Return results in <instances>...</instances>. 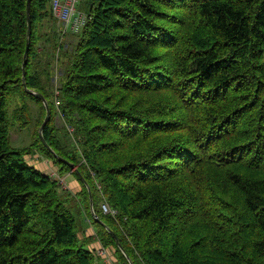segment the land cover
Here are the masks:
<instances>
[{
	"label": "trees",
	"instance_id": "trees-1",
	"mask_svg": "<svg viewBox=\"0 0 264 264\" xmlns=\"http://www.w3.org/2000/svg\"><path fill=\"white\" fill-rule=\"evenodd\" d=\"M49 1L31 0L23 69L27 0H0V264H102L85 213L113 264L105 227L132 264H264V0H96L54 92Z\"/></svg>",
	"mask_w": 264,
	"mask_h": 264
},
{
	"label": "rangeland",
	"instance_id": "rangeland-1",
	"mask_svg": "<svg viewBox=\"0 0 264 264\" xmlns=\"http://www.w3.org/2000/svg\"><path fill=\"white\" fill-rule=\"evenodd\" d=\"M95 1L96 0H79V2L77 4L78 5L77 8H79V11L82 14L86 15L90 11V8H91L92 4ZM52 18L54 19V17H52ZM44 28L45 27H43V30L46 31V28L45 29ZM51 33H52V31L50 32V34ZM57 39L60 40L59 48L56 50L57 51L56 52V58H54V56H53V59H52V62H51V66H52V69H53V76H52V79H51V82H50V86H49V87H51V85H52V88H53L52 91L53 92L58 89L57 80H58V77L61 76V74L63 73V70H64L63 69L64 67H62V69H61V67H59V64L57 63L59 61L58 60V53H59V57L60 56L63 57L65 54H70L69 52L73 51V46H74V43H75V40H74L75 38L72 36V34H69V33L63 34V32H61V31L58 32ZM41 44H42V47H45L47 50H49V45L47 43H41ZM60 64H62V66L65 65L66 64V58H61L60 59ZM11 109H12V107L9 106V108H8L9 116H10V113H11ZM10 119L11 118H9V121L11 122ZM55 125H56V128L58 129V134L61 135L60 136L61 139L64 140L65 142L69 143L71 138H70V135H66L64 133V131H62V129H61V128H64V122H63V120H62V118L60 116H56ZM71 131L72 130H70V132ZM33 132H34V128L32 130L31 136H30V135L27 134V129L24 130V131H21V132H19L16 129H14V133L12 134V138H11L13 146L22 147V146H25L26 144H28L29 137L30 138L32 137ZM35 132H36V128H35ZM42 165L43 166H41V167H43L42 169L45 171V174H48L49 176H51L53 178V180H55L58 183V187H57L58 189L57 190L61 194H65V193L68 192L67 188H68L69 183L71 181H76L75 177L71 173L70 174H65V175L60 177L56 167H49L48 169H46L45 166L46 165H50L48 162H46V163H44ZM71 210H72V213L74 214V216L79 219L78 208L75 207V204L73 206L71 205ZM84 215H83V217L81 216V221H83V218H84V221H83V224H82V222H80V224L83 225L82 228H81V231L79 233L80 238L83 239L84 237L86 238L87 236L91 237L89 240L86 241V244H88V247L91 250L92 255L94 256V258L97 259V260L102 261L101 262L102 264H113V262H114L113 253L109 252V250H107V248H105L103 245H101L98 242V240L95 237H93L94 236V231L90 230L91 227H90V224H89L88 217H87L86 213ZM88 231L91 233L90 235L87 234ZM95 244H96V247H94Z\"/></svg>",
	"mask_w": 264,
	"mask_h": 264
},
{
	"label": "built area",
	"instance_id": "built-area-1",
	"mask_svg": "<svg viewBox=\"0 0 264 264\" xmlns=\"http://www.w3.org/2000/svg\"><path fill=\"white\" fill-rule=\"evenodd\" d=\"M79 0H50V10L54 19L62 26L63 32L78 33L87 21V15L77 11ZM104 213L116 215V212L108 209L102 204Z\"/></svg>",
	"mask_w": 264,
	"mask_h": 264
},
{
	"label": "water",
	"instance_id": "water-1",
	"mask_svg": "<svg viewBox=\"0 0 264 264\" xmlns=\"http://www.w3.org/2000/svg\"><path fill=\"white\" fill-rule=\"evenodd\" d=\"M26 13H27V19H28V31H27V41H26V50H25V54H24V61H23V69H24V66H25V63H26V60H27V54H28V48H29V42H30V36H31V19H30V6H31V0H27V4H26ZM22 81H23V85L25 87V72H23V76H22ZM27 93L35 96L36 98L40 99L46 109V116H45V119L43 120L40 128H39V136L44 144V146L53 153V151L50 149V147L47 145V143L45 142L44 138H43V129L45 127V125L47 124L49 118H50V110H49V106L46 102V100L44 99V97L36 92H33V91H30V90H27V88L25 87ZM55 156V154H54ZM90 203H91V214H92V217L99 222L97 216L95 215L94 211H93V207H92V200H91V196H90ZM101 223V222H100ZM105 229L112 235V237L114 238L116 244H117V247L119 248V250L122 252V254L125 256V258L127 259V261L129 262V264H132L131 261L129 260V258L125 255L123 249L121 248L118 240H117V237L116 235L113 233V232H110L107 227H105Z\"/></svg>",
	"mask_w": 264,
	"mask_h": 264
},
{
	"label": "crops",
	"instance_id": "crops-1",
	"mask_svg": "<svg viewBox=\"0 0 264 264\" xmlns=\"http://www.w3.org/2000/svg\"><path fill=\"white\" fill-rule=\"evenodd\" d=\"M80 7V6H79ZM78 9V12H80L79 11V8H77ZM81 13V12H80ZM68 192H72V193H77L78 192V190H79V186H78V183L76 182V181H71L70 183H69V186H68ZM90 230L92 231V228H90ZM87 234H91L89 231L87 232ZM94 247H96V244L94 245Z\"/></svg>",
	"mask_w": 264,
	"mask_h": 264
},
{
	"label": "bare ground",
	"instance_id": "bare-ground-1",
	"mask_svg": "<svg viewBox=\"0 0 264 264\" xmlns=\"http://www.w3.org/2000/svg\"><path fill=\"white\" fill-rule=\"evenodd\" d=\"M26 119H27V117H26ZM26 119H25V120H26ZM37 119H39V118H37ZM35 122H36V121H35ZM19 123H20V122H19ZM21 127H22V126H21ZM36 127H37V126H36ZM35 139H36V137H35ZM14 151H15V150H14ZM25 151H26V150H25ZM31 154H32V153H31ZM6 156H7V155H6ZM257 240H258V239H257Z\"/></svg>",
	"mask_w": 264,
	"mask_h": 264
}]
</instances>
